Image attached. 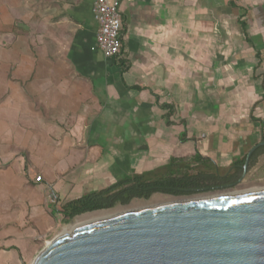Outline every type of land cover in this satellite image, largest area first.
Segmentation results:
<instances>
[{
  "label": "crops",
  "instance_id": "crops-1",
  "mask_svg": "<svg viewBox=\"0 0 264 264\" xmlns=\"http://www.w3.org/2000/svg\"><path fill=\"white\" fill-rule=\"evenodd\" d=\"M93 3L58 0L27 19L42 62L27 58L16 76L51 119L34 109L33 133L65 136L34 146L36 175L18 192L38 222L124 177L151 178L172 158L198 153L222 176L243 171L264 142V0H122L121 57L111 61L91 50ZM260 149L249 172L264 164V154L251 159Z\"/></svg>",
  "mask_w": 264,
  "mask_h": 264
},
{
  "label": "water",
  "instance_id": "water-1",
  "mask_svg": "<svg viewBox=\"0 0 264 264\" xmlns=\"http://www.w3.org/2000/svg\"><path fill=\"white\" fill-rule=\"evenodd\" d=\"M235 185L62 233L31 264H264V188Z\"/></svg>",
  "mask_w": 264,
  "mask_h": 264
},
{
  "label": "rangeland",
  "instance_id": "rangeland-1",
  "mask_svg": "<svg viewBox=\"0 0 264 264\" xmlns=\"http://www.w3.org/2000/svg\"><path fill=\"white\" fill-rule=\"evenodd\" d=\"M54 1L58 2V0H0V9L8 15L7 21L5 18L2 21L1 15L5 12H0V264H31L53 239L62 233L70 232L73 226L90 218L220 193L218 190L198 191L185 197L156 193L148 200L134 199L125 206L116 205L112 209L85 213L68 223L64 222L63 217H58V220H53L52 223L46 220L38 222L32 218L28 206L17 196L18 192L30 185L31 177L36 175L33 166L41 150H34V146H48L52 140L54 143L65 136L57 138L58 136L49 133V126L44 128L43 125L39 127V134L33 133L34 109L39 110L45 122L50 123L51 119L41 104L32 101L27 92V81L22 82L18 79L16 70L20 63H26L27 58L31 63L35 60L42 62L41 39L32 38L33 31L27 19L32 20L41 16L42 12L39 11L46 5V8H49ZM12 3H19L18 12H21L22 16L12 7ZM26 13L29 14L27 17ZM12 111L13 114H18V118H15V131L12 128ZM44 120L40 119V123H44ZM62 127L68 132L64 125ZM69 138L72 140L75 136L70 135ZM28 169L32 171L31 174L28 173ZM253 188H264V164L257 171L248 172L243 182L235 185L231 191ZM48 213L46 212V215Z\"/></svg>",
  "mask_w": 264,
  "mask_h": 264
},
{
  "label": "trees",
  "instance_id": "trees-1",
  "mask_svg": "<svg viewBox=\"0 0 264 264\" xmlns=\"http://www.w3.org/2000/svg\"><path fill=\"white\" fill-rule=\"evenodd\" d=\"M262 154L264 149L256 151L251 157L252 161ZM241 172L235 169L222 176L209 159L195 153L183 158H172L166 168L154 173L151 178L143 175L124 177L112 186L84 194L56 211L62 215L64 222L68 223L85 213L112 209L116 205L125 206L134 199L148 200L156 193L185 197L200 190L208 192L213 187L236 181Z\"/></svg>",
  "mask_w": 264,
  "mask_h": 264
},
{
  "label": "built area",
  "instance_id": "built-area-1",
  "mask_svg": "<svg viewBox=\"0 0 264 264\" xmlns=\"http://www.w3.org/2000/svg\"><path fill=\"white\" fill-rule=\"evenodd\" d=\"M122 0H94L92 17L97 24V35L92 51H99L107 60L121 57L123 20L121 13ZM42 177L36 176L35 182Z\"/></svg>",
  "mask_w": 264,
  "mask_h": 264
},
{
  "label": "bare ground",
  "instance_id": "bare-ground-1",
  "mask_svg": "<svg viewBox=\"0 0 264 264\" xmlns=\"http://www.w3.org/2000/svg\"><path fill=\"white\" fill-rule=\"evenodd\" d=\"M127 211V210H126ZM109 214V213H108ZM112 214V213H111ZM98 216V215H97ZM112 216H115L114 214L112 215H103V216H99V217H94V218H90L88 220H85L79 224H77L76 226H73L71 228V231L72 230H75L77 228H80V227H83V226H86V225H90V224H94V223H97V222H101L103 220H106L108 218H111ZM66 233V232H65Z\"/></svg>",
  "mask_w": 264,
  "mask_h": 264
},
{
  "label": "flooded vegetation",
  "instance_id": "flooded-vegetation-1",
  "mask_svg": "<svg viewBox=\"0 0 264 264\" xmlns=\"http://www.w3.org/2000/svg\"><path fill=\"white\" fill-rule=\"evenodd\" d=\"M248 172H249L248 169L246 170L245 173L242 171L240 176H239V178L236 181H234L232 183H229V184H225V185H234V184L237 185V182L240 181V180H241L240 183L243 182V180H244V178H245V176L247 175ZM220 186H223V185H220ZM220 186L213 187L212 189H215V188L220 187Z\"/></svg>",
  "mask_w": 264,
  "mask_h": 264
}]
</instances>
